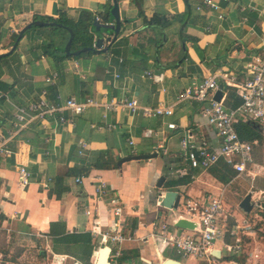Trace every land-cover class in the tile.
I'll return each instance as SVG.
<instances>
[{
    "label": "crops",
    "instance_id": "1",
    "mask_svg": "<svg viewBox=\"0 0 264 264\" xmlns=\"http://www.w3.org/2000/svg\"><path fill=\"white\" fill-rule=\"evenodd\" d=\"M117 1L121 30L114 42L106 44V53L55 61L41 49L51 31L37 30L24 36L13 54L0 63V78L10 86L0 92V138L10 139L18 107L37 101L44 90L51 102L64 103L70 98L80 102L94 98L106 103L135 99L142 106L174 109L172 116L155 118L127 109L105 111L99 107L77 116L66 112L72 123L36 120L11 139V156L0 153V233L44 238L57 264L79 258L68 251L54 253L51 239L76 236L81 242L88 235L99 238L91 251V261L95 253L98 261L100 251L109 244L101 235H94V230L108 232L117 219L133 240L121 246L118 258L110 249V264H162L168 258L176 259L151 233L167 224L169 230L179 234L181 229L175 224L181 220V205L186 200L208 201L223 194L225 205L228 186L244 175L238 176L224 159L210 169L193 167L182 148L187 132L196 144L206 142L213 150L220 148L221 138L202 116L205 102L179 103L178 98L198 79L219 71L247 78L251 58L264 53V0H218L223 20L204 5L198 10L203 0ZM110 4L113 7V0H0V54L12 49V34L21 32L36 16L57 19L64 13L76 20L81 10H88L99 23L114 24L112 18L107 23L102 20ZM155 16L162 25L149 24ZM102 33L105 37L114 35L110 30ZM98 36L94 33L95 41ZM54 39L58 45L67 44L63 34H56ZM147 72L161 76V80L154 81ZM116 73L120 78H115ZM54 75L58 77L47 83ZM220 86L226 99L228 88L222 82ZM169 124L177 129H170ZM110 125L113 127L108 128ZM82 143L85 151L81 155ZM260 145L264 146V140L254 144V166L256 147ZM105 151L117 165L129 157H150L125 162L112 170L94 169L86 177L70 173L83 170ZM221 164L234 173L229 183L213 174ZM21 166L31 174L26 188L18 181ZM254 166H249L245 174H253ZM163 177V186L158 188ZM77 178H82L81 182ZM98 178L109 185V193L102 199L95 192ZM168 191L181 195L176 210L157 205L161 192ZM115 196L123 202L120 218L113 216L108 204ZM165 212L173 216L169 218ZM221 218H227L229 226L247 220L231 214H222ZM216 248L223 255L220 242ZM2 256L0 253V259Z\"/></svg>",
    "mask_w": 264,
    "mask_h": 264
},
{
    "label": "built area",
    "instance_id": "2",
    "mask_svg": "<svg viewBox=\"0 0 264 264\" xmlns=\"http://www.w3.org/2000/svg\"><path fill=\"white\" fill-rule=\"evenodd\" d=\"M227 1V0H220ZM218 0H203L202 5L197 9L202 10L206 6L218 14V19L223 20L224 14L222 5ZM96 18V22H99ZM115 78H120L116 73ZM146 76L153 78L154 81H160L161 76L152 75L147 72ZM58 75L47 79V83L53 81ZM225 88H234L237 95L242 99V105L236 109L227 108L225 105V94L220 101L215 99L216 93L222 91L220 83ZM197 101L205 102L206 105L202 110V116L206 119L207 124L216 129L221 138V145L218 150H213L206 142L196 144L192 140L188 131L182 140V148L187 151L192 160L193 167L210 169L217 165L222 159L232 167L234 172L241 176L248 171L249 166L255 165L254 144L241 139L236 125L243 121L258 122L264 128V53L254 55L247 64V78L240 79L238 76L228 72L219 71L214 75L198 79L191 86L187 87L179 96L178 102ZM99 107L105 111H117L118 109H127L132 113L141 112L145 117L155 118L172 116L174 113L173 106L149 107L142 106L137 100H113L111 102H99L94 98H87L80 102L75 98H70L64 103L51 102L47 99V91L44 90L37 101L28 105L18 107L15 114L14 127L15 131L11 133L10 139L0 138V153L5 156H11L13 151L9 148V142L17 133L23 131L29 124L36 120L53 119L59 124L67 122L72 123L65 116L66 112L73 115H82L89 108ZM113 126H108L112 128ZM170 129H177L175 124H169ZM133 144V142H130ZM80 154L85 151V144L82 143ZM31 174L25 166L19 168L18 181L20 186L26 188L30 185ZM82 178H77L81 182ZM95 188L96 195L99 199L104 198L109 193L107 182L98 178ZM165 192H161L160 198L164 197ZM157 205L161 207V202L157 199ZM255 206L257 202L252 200ZM110 211L113 216L120 218L123 213V202L118 196L112 197L108 202ZM181 219H187L195 224L194 234H176L169 230L167 224H162L157 228V232H152L151 237L157 238L162 245L174 248L177 255L184 259H203L205 263L212 264L220 260L239 258L244 252L246 238H253L257 235L255 223L250 220L236 222L229 226L227 218L222 219L224 212L223 194L214 196L208 201L200 199H189L182 204ZM91 214L90 211L87 212ZM98 225V223H96ZM156 229V227H155ZM196 234V235H195ZM94 235H101L102 240L109 244L113 251L114 258L121 256V246L133 237L130 232H125L121 222L117 219L108 232L94 230ZM220 242L222 249L228 252L227 256L217 257L213 253L217 250L216 245ZM98 254L95 253L94 264H97ZM251 257L257 259L258 254H251ZM57 258H55V261ZM57 264V262L55 263Z\"/></svg>",
    "mask_w": 264,
    "mask_h": 264
},
{
    "label": "rangeland",
    "instance_id": "3",
    "mask_svg": "<svg viewBox=\"0 0 264 264\" xmlns=\"http://www.w3.org/2000/svg\"><path fill=\"white\" fill-rule=\"evenodd\" d=\"M39 29L33 27L28 34L37 31ZM43 30H52L50 26H44ZM104 31L107 29H103ZM57 35L63 34L64 38H67V34L63 30L58 29L55 31ZM24 38V39H25ZM56 40V39H55ZM80 59L84 57L75 56ZM69 59H73L68 57ZM264 135V130L262 131ZM256 161L257 165L249 169L253 174H244L242 177L237 178L232 184L228 186L225 194L226 203L224 205V213L226 216L231 214L237 218H247L254 220L258 225L257 235L253 241L249 240L244 244V252L238 258L239 262L232 263L230 259H223L212 264H264V146L260 145L256 147ZM252 194L253 201L258 205L254 207L251 214H246L239 208L242 200L248 195ZM182 206V205H181ZM183 207H181L182 209ZM180 209V210H181ZM169 218H171V212H165ZM190 231L179 230L180 234H188ZM7 233V232H6ZM0 253L3 256L0 259V264H55V257L49 251L47 243L44 238L20 236L15 237L12 235L8 237V234L0 233ZM76 236H66L58 239H51L50 243L52 247H56L58 251H68V253L77 256L83 264H89V257L91 255L92 248L99 243V238L94 236H86L81 242L76 240ZM249 242V243H248ZM115 248H113V251ZM170 255L176 259L183 260L186 264H208L203 259L197 260H184L181 256L177 255L174 248L169 247ZM258 254V258L251 257V254ZM223 255L227 256L228 252L223 249ZM77 260H69L65 264H74Z\"/></svg>",
    "mask_w": 264,
    "mask_h": 264
},
{
    "label": "trees",
    "instance_id": "4",
    "mask_svg": "<svg viewBox=\"0 0 264 264\" xmlns=\"http://www.w3.org/2000/svg\"><path fill=\"white\" fill-rule=\"evenodd\" d=\"M112 8H113L112 4H110L106 15L102 17V20L106 23L109 21H112L111 15H110V11L112 10ZM189 12H190V5L187 4V13H189ZM96 18H97V16H95L92 12H90L88 10H81L79 17L76 20L67 18V16L64 13H61L57 19H53L50 17L36 16L34 18V20H40V21H44V22H48V23L56 22L58 24L63 25L64 27L72 29L74 32V39L72 42L71 50L77 51V50H80L82 48L94 46V44H95L94 33H96V28L94 27V23L96 22ZM149 24L150 25H162L161 19H159V17H157V16H155L149 22ZM33 27H35L39 30H43V27H37V26H33ZM51 29L52 30H50L51 35H50L49 41L47 42V44L41 45V49L43 50L44 55L51 57L55 61H63L65 59H68V57L65 54V50H64L65 46L58 45L57 41H55L54 38L56 36L55 31H57L58 29H61L64 31V33L67 34L66 40L68 42L69 37H70L69 32L67 30H65L64 28H59V27H51ZM28 31L25 32V34L22 36V38L27 34ZM19 35H20V32L17 34H12L10 49L12 48V46L17 41ZM12 54L13 53H11V54L7 55L6 57H3L2 59H0V63L3 60L7 59ZM92 54H93V52H87V53H82L79 56H82V55L87 56V55H92ZM71 58H77V57L73 56ZM9 88H10V86L8 84H6L5 82H3L0 78V92H6L9 90ZM225 105L227 108H231V109H236L242 105V99L237 95L236 89L228 88V95L225 99ZM236 128H237V131H238L242 140L248 141L251 143H258V144L263 143V140H264L263 132L258 130L256 128V126H254L252 123L241 121L236 125ZM117 167H118L117 160L112 158L109 151H105V152H102L98 156L97 160L94 163L89 164L83 170L72 171L70 173L72 174L73 172H77V173L82 174L83 177H86V176H89L90 172L94 169L105 171V170L116 169ZM231 173L234 174L233 171L230 169V167L226 164H221L220 166H218L217 170L213 171V174L215 175V177H217L220 181H222L224 183L230 182V179H231L230 174ZM250 221L255 223L254 220L250 219ZM257 226L258 225L255 223V228H257ZM88 236L90 237V235H88ZM248 240L250 242L252 239L247 238L246 242ZM52 250L56 254H64V253H60L56 247H52ZM228 259H230L229 261H231L230 257ZM77 260L80 261L79 259H77ZM233 260L239 262V259H237V258H234ZM89 261H91V255L89 257ZM91 264H94L93 260L91 261Z\"/></svg>",
    "mask_w": 264,
    "mask_h": 264
},
{
    "label": "water",
    "instance_id": "5",
    "mask_svg": "<svg viewBox=\"0 0 264 264\" xmlns=\"http://www.w3.org/2000/svg\"><path fill=\"white\" fill-rule=\"evenodd\" d=\"M111 18L115 20L114 24H101L99 22H95L94 27L96 28V32L99 34V36L96 39L94 46L82 48V49L77 50V51L71 50L72 42L74 39V32L72 29L64 27L63 25L58 24L56 22L48 23V22H44V21H40V20H33L31 23H29L25 28H23L21 30L17 41L12 46V49L7 53L0 54V59L11 54L16 49V47L18 46V44L21 41V38L25 34V32L28 31L29 29H31L33 26H37V27H44V26L59 27V28H64L65 30H67L70 34L69 40H68V42L65 46V49H64L67 57L79 56L82 53H87V52H93V53H97V54L106 53L108 51V47L106 46V44H110V43L114 42L117 39V36L121 30V19H120V12H119V4H118L117 0H113V8L111 10ZM103 29H107V30L112 31L114 33L113 37L112 36L105 37L104 34L102 33ZM222 97H223L222 92L218 91L215 99L217 101H220L222 99ZM249 122L252 123L254 126H256V128L258 130H260V131L262 130V127L258 122H255V121H249ZM148 157H150V156H136V157L125 158V159H122L118 163V165L121 166L123 163L128 162V161L146 159ZM164 181H165V178L164 177L161 178L157 187L162 188ZM252 198H253L252 194H248L242 200V202L240 203V206H239L247 214H250L254 208V205L252 203ZM158 200L161 202V207L169 209V210H176L179 208L181 195L175 191H168L164 194L163 198L158 197ZM175 226L177 228L184 229V230H191L192 231L195 229V224L193 222L187 220V219L179 220L175 224ZM109 253H110L109 247L103 248L100 251V256H99V259L97 261V264H110V262L108 261ZM213 253L217 257L221 256L220 251H214ZM74 264H80V263L75 262ZM148 264H152V263L150 261H148ZM162 264H186V263L179 261V260H176V259L168 258Z\"/></svg>",
    "mask_w": 264,
    "mask_h": 264
},
{
    "label": "bare ground",
    "instance_id": "6",
    "mask_svg": "<svg viewBox=\"0 0 264 264\" xmlns=\"http://www.w3.org/2000/svg\"><path fill=\"white\" fill-rule=\"evenodd\" d=\"M62 263V262H61Z\"/></svg>",
    "mask_w": 264,
    "mask_h": 264
}]
</instances>
